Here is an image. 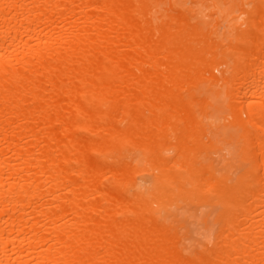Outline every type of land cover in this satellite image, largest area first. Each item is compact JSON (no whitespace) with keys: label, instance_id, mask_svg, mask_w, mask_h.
<instances>
[{"label":"bare ground","instance_id":"obj_1","mask_svg":"<svg viewBox=\"0 0 264 264\" xmlns=\"http://www.w3.org/2000/svg\"><path fill=\"white\" fill-rule=\"evenodd\" d=\"M0 264H264V0H0Z\"/></svg>","mask_w":264,"mask_h":264}]
</instances>
